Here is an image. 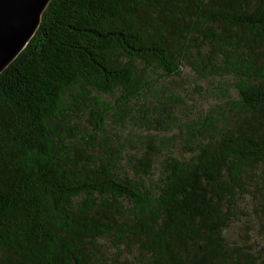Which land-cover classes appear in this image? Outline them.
<instances>
[{
	"label": "trees",
	"instance_id": "trees-1",
	"mask_svg": "<svg viewBox=\"0 0 264 264\" xmlns=\"http://www.w3.org/2000/svg\"><path fill=\"white\" fill-rule=\"evenodd\" d=\"M183 67L216 99L177 123ZM0 264H264V0H51L0 74Z\"/></svg>",
	"mask_w": 264,
	"mask_h": 264
},
{
	"label": "rangeland",
	"instance_id": "rangeland-1",
	"mask_svg": "<svg viewBox=\"0 0 264 264\" xmlns=\"http://www.w3.org/2000/svg\"><path fill=\"white\" fill-rule=\"evenodd\" d=\"M159 80V86L165 92L166 97L170 98V100H163L162 106L159 105V108L165 107L170 109L172 114L176 117L177 123L180 121H186L188 118L197 119L202 114H205L211 105L215 103L216 95L213 91V83L211 81H204L198 78L188 67H183L181 74L177 77L172 78H159V76H155ZM110 100L113 103V99L105 98ZM151 107L147 112L150 115H154L157 117L159 121H163L160 117L156 115V109ZM143 115V113L141 114ZM130 130L128 129L124 136L127 139L125 141V145L127 146V150H129L132 155L134 150L140 148L142 151L146 146L142 144L145 140V136H167L172 135L173 133L179 134V129L171 126V128H166L164 122L161 127L159 126H151L148 129L143 122H139L134 125L131 123L129 125ZM118 128L112 117L108 120L107 132L109 135L115 132V129ZM138 132L141 136L137 138L133 136V133ZM155 145H158V141L154 142ZM153 146V144H152ZM179 154H187V151L183 149V146L177 147ZM128 151V152H129ZM156 163L159 164V160L161 158L156 157ZM156 178H158L159 171L155 170Z\"/></svg>",
	"mask_w": 264,
	"mask_h": 264
},
{
	"label": "water",
	"instance_id": "water-1",
	"mask_svg": "<svg viewBox=\"0 0 264 264\" xmlns=\"http://www.w3.org/2000/svg\"><path fill=\"white\" fill-rule=\"evenodd\" d=\"M51 0H0V74L28 46Z\"/></svg>",
	"mask_w": 264,
	"mask_h": 264
}]
</instances>
